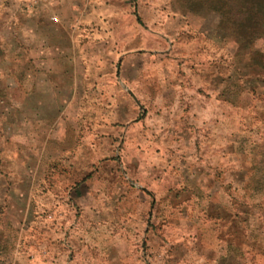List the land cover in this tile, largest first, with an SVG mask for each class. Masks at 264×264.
Returning <instances> with one entry per match:
<instances>
[{"label": "rangeland", "instance_id": "1", "mask_svg": "<svg viewBox=\"0 0 264 264\" xmlns=\"http://www.w3.org/2000/svg\"><path fill=\"white\" fill-rule=\"evenodd\" d=\"M228 1L142 0L133 6L145 21L141 29H157L162 14L159 28L172 34L170 18L187 9L185 23L199 32L187 39L196 46L189 51L184 37H170L155 60L165 70L159 77L176 81L155 91L203 97L139 102L149 103L144 110L152 119L169 106L171 113L189 104L197 118L180 127L189 133L150 132L162 146L126 149L119 138L115 148L103 150L102 171L115 178L103 181L108 192H62L60 182L49 183L54 191L46 192L45 181L32 191L33 182L20 180L25 170L0 150V264H264V70L243 65L232 41L215 30L218 15L210 7L226 8ZM247 48L262 50V39ZM179 139L180 145L166 141ZM26 152L17 151L33 153ZM128 157L144 160L143 177L131 173L136 166L125 165ZM200 164L213 166L212 192H194L187 178L188 167L199 170Z\"/></svg>", "mask_w": 264, "mask_h": 264}, {"label": "crops", "instance_id": "2", "mask_svg": "<svg viewBox=\"0 0 264 264\" xmlns=\"http://www.w3.org/2000/svg\"><path fill=\"white\" fill-rule=\"evenodd\" d=\"M141 1L133 0L130 6L129 0H0V150L11 157L9 164L25 170L20 180L33 182L32 191L45 181L46 192L54 191L48 185L54 182L62 183V192H108L103 181L115 178L102 171L103 150L115 148L119 138L126 149L138 143L162 146L164 140H151L150 132H188L180 127H189L197 118L195 105L171 113L169 106L167 114L160 116L159 111L152 119L144 110L149 103L139 104L203 97L155 91L176 81L165 73L159 77L165 70L155 57L167 49L166 42L184 37L192 51L196 45L187 37L199 32L185 23V8L170 18L174 34L160 30L162 14L156 15L157 29H141L145 21L133 7ZM215 30L223 36L217 21ZM8 133L24 146L9 143ZM28 148L31 155H18ZM124 163L134 164L131 173L137 176L147 171L142 158L128 157ZM200 165L199 170L188 167L187 178L193 180L194 192H212L213 166ZM114 191L110 187L109 192Z\"/></svg>", "mask_w": 264, "mask_h": 264}, {"label": "trees", "instance_id": "3", "mask_svg": "<svg viewBox=\"0 0 264 264\" xmlns=\"http://www.w3.org/2000/svg\"><path fill=\"white\" fill-rule=\"evenodd\" d=\"M210 10L218 15L217 29L232 41L243 65L254 71L264 70V0H229L226 8L212 5ZM258 38L263 49H248Z\"/></svg>", "mask_w": 264, "mask_h": 264}]
</instances>
